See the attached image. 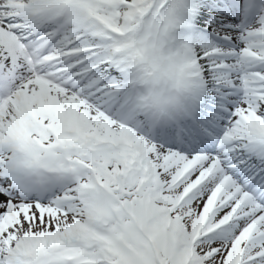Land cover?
I'll use <instances>...</instances> for the list:
<instances>
[{
  "label": "snow or ice",
  "instance_id": "1",
  "mask_svg": "<svg viewBox=\"0 0 264 264\" xmlns=\"http://www.w3.org/2000/svg\"><path fill=\"white\" fill-rule=\"evenodd\" d=\"M0 264H264V0H0Z\"/></svg>",
  "mask_w": 264,
  "mask_h": 264
}]
</instances>
